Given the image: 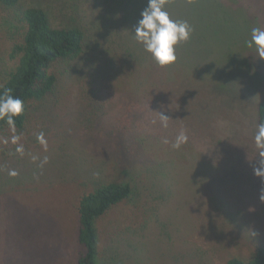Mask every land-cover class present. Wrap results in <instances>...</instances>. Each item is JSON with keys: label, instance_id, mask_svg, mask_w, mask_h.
<instances>
[{"label": "rangeland", "instance_id": "rangeland-1", "mask_svg": "<svg viewBox=\"0 0 264 264\" xmlns=\"http://www.w3.org/2000/svg\"><path fill=\"white\" fill-rule=\"evenodd\" d=\"M224 1L180 0L174 13L192 28L180 63L165 68V83L160 71L135 65L134 80L153 84L142 87L120 83L125 54L140 52L126 37L135 17L127 1L0 5V82L17 66L11 53L25 8L40 6L53 26L86 34L79 56L52 65L55 89L29 102L25 126L0 132V264H77L80 197L112 181L134 191L98 221L102 264H225L253 255L264 242V181L253 173L264 59L246 41L251 28H264V0ZM156 110L172 118L167 129ZM181 129L188 143L173 149Z\"/></svg>", "mask_w": 264, "mask_h": 264}, {"label": "trees", "instance_id": "trees-1", "mask_svg": "<svg viewBox=\"0 0 264 264\" xmlns=\"http://www.w3.org/2000/svg\"><path fill=\"white\" fill-rule=\"evenodd\" d=\"M125 1H127L128 11L135 14L134 17L129 13V15H132L128 18V22L131 24L130 29L132 30H129L130 34L126 37L131 39L129 41L134 44V47L132 45L134 50L137 44L136 48H139L140 52L139 56L134 54L133 50H129L125 54V58L128 61L123 66V81H120V83L124 85L128 83L140 85V82L146 81L151 84V80L146 77H142L143 79L140 82L136 79L134 80L135 65L143 67L144 70L150 68L160 71L162 73L160 82L165 83L164 74L167 70L165 69L166 67L162 68L155 63L151 55L144 51L143 46L136 42L132 32L137 21L141 18V11L147 6V0ZM215 1L223 2L224 0ZM20 2L21 0H0V5L14 9L20 5ZM180 3V0H167L166 8L174 19H178L177 14L174 12L176 6ZM178 20H184V16L181 15ZM186 21H188V18H186ZM20 22L19 28L22 36L20 41L14 42L15 44L11 53L12 57L18 59V63L10 71L8 78L0 82V91L3 88H11L13 89V95L24 101L25 110L21 116L16 118V127L18 129L25 126L29 102L31 100H42L54 91L57 76L51 72L52 65L56 61L73 59L79 56L84 50L86 41V34L79 27L53 26L48 13L40 6L25 8L21 13ZM122 27L124 26L122 25ZM178 51L179 46L176 49L177 60L167 67L172 68L180 63V52ZM144 55L150 58V61L146 65L144 64L145 66L140 62L144 60ZM140 87L142 86L140 85ZM104 100L109 101L108 95L104 97ZM256 109L257 122H259L261 119H264V97L260 99ZM151 113L154 116L155 112L151 111ZM144 114L143 111L138 115L143 116ZM6 127H8L7 124L4 121H0V132ZM133 191L134 189L130 182L112 181L97 187L93 191L84 193L80 197L78 207V241L80 250L77 264H102L98 221L115 205L129 199ZM225 264H264V242L255 246L254 253L250 258L243 259L240 256H231Z\"/></svg>", "mask_w": 264, "mask_h": 264}, {"label": "clouds", "instance_id": "clouds-1", "mask_svg": "<svg viewBox=\"0 0 264 264\" xmlns=\"http://www.w3.org/2000/svg\"><path fill=\"white\" fill-rule=\"evenodd\" d=\"M166 4L167 0H147V6L141 11V18L134 26V31H132L136 42L142 45L144 51L149 53L155 63L162 68L173 64L177 60V47L181 42H187L190 39L192 31L188 21L172 17L166 8ZM246 45L249 48H254L257 55L261 59H264V28H251L250 39L246 41ZM24 110V101L13 95V89L3 88L0 91V121H4L13 133L16 131V118L21 116ZM156 112L159 114L158 122L160 127L167 129L169 121L172 119L167 115V110H156ZM151 123L156 124L157 120L153 119ZM11 139L13 144H18L20 137L13 135ZM36 139L47 151V141L45 140L44 133L38 134ZM188 140L187 131L181 129L175 136L174 141L171 142V147L173 149H180L182 145L188 143ZM4 142L7 143L8 141L5 140ZM164 142L169 143L167 140ZM254 142L258 149V166L253 168V173L264 181V119H261L256 125ZM16 152L23 155V146L18 145ZM32 159L36 160L37 157L33 156ZM47 162L48 157L45 156L43 163ZM9 175L15 177L18 175V172L10 170ZM259 199L264 203V187L260 189Z\"/></svg>", "mask_w": 264, "mask_h": 264}]
</instances>
